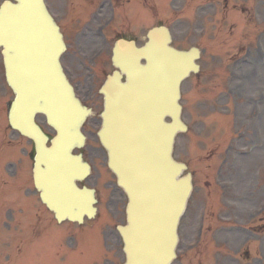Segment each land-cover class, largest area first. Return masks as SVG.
Instances as JSON below:
<instances>
[{
    "label": "water",
    "instance_id": "95a60500",
    "mask_svg": "<svg viewBox=\"0 0 264 264\" xmlns=\"http://www.w3.org/2000/svg\"><path fill=\"white\" fill-rule=\"evenodd\" d=\"M170 42V32L162 26L149 32L140 54L117 44L119 70L101 89L105 108L98 134L108 165L128 196L127 223L119 226L123 264H170L176 258L178 226L192 190L191 177L182 176L185 165L173 158V145L176 134L187 128L181 119L180 86L191 71L199 70L198 50L180 51ZM0 47L15 94L9 120L35 142L34 181L42 201L58 220L81 222L86 214L93 216L95 190L76 183L90 174L91 166L81 153H73L84 144L81 126L90 110L63 70V36L44 0L3 1ZM37 114L54 128L53 137L36 122Z\"/></svg>",
    "mask_w": 264,
    "mask_h": 264
},
{
    "label": "rangeland",
    "instance_id": "374dc122",
    "mask_svg": "<svg viewBox=\"0 0 264 264\" xmlns=\"http://www.w3.org/2000/svg\"><path fill=\"white\" fill-rule=\"evenodd\" d=\"M253 1L254 4L250 1L243 3L242 0H228L227 5L224 2L222 12H213L207 18L201 9L203 0H192V3L191 0H172L170 4L172 10L169 9L170 0H158L160 11L158 18L145 25L151 17L146 12L147 9H144L142 20L145 27L156 23L167 24L173 32L175 42H180L179 45H184L187 40L190 41L186 45L199 43L200 31L205 24L207 29L211 30L209 38L213 41L202 45L206 49L201 60L202 71L198 76L192 77L184 84V117L193 123L191 132L193 131L194 136H203L202 129L208 131L216 129L219 135L223 133L226 136L222 140L226 139L225 141L228 142L222 144L224 148L221 145L211 143L209 146V143H204L206 140H203L202 143L194 137L188 138L190 135L188 133L189 135L185 134L178 141L176 156L191 161L195 168L198 160H196V155L191 149L194 143L204 146L205 155L211 154V163L215 165L223 158H226V162H230V159L234 157L233 153H238L239 150L244 149L246 154L238 157L239 164L242 162L238 169L243 174L239 175L241 178L239 190L248 188L250 191H255L254 195L258 199L255 206H257L264 199V189L256 187L258 183L255 182V180H262L264 176L263 174L259 176L257 170L261 169V165L264 163V18L258 5L259 1ZM154 2V0H149L148 6L152 8ZM242 4L251 9V13L250 11L243 12L240 8ZM254 5L255 8H253ZM186 10L191 14V21L186 16ZM187 33H191V36ZM12 96L11 90L5 83L0 56V175L3 174L7 180L15 178L12 173L15 168L14 162H16L17 169L14 183L16 196L12 194L8 198L10 204L2 203L3 195L0 198V264H88L83 261H88L89 264H105V255L111 259L108 264L120 263L123 259L122 243L116 225L125 221L124 204L126 198L121 190L115 189L114 182H108L114 177L108 172L103 158L96 157V161L93 163L94 171L87 181L94 184L99 177L98 187L103 193L102 196L107 198L106 201L113 203L112 198H108L110 195L121 200L115 206L110 205L112 215H109L108 211L105 210L97 219L101 221L95 222L93 226L79 227L70 224L59 226L52 225L50 222L47 223L51 217L48 215V211L45 213L43 210L39 214L40 222L43 223L41 227L39 224H31L33 233L22 228L20 232L23 235L21 238H16L17 233L15 231L18 227L17 220L20 211L15 214L13 206L17 208L19 205H23V200L26 201L29 197L21 188L23 186L31 187L33 199L30 205L33 208L42 205L32 187V159L29 157V152L33 149V144L29 139L20 136L8 126L7 107ZM41 121L43 124L45 123L44 120ZM217 124H220L223 130ZM45 128L47 131L50 130L46 126ZM192 140L193 142H191ZM199 148L201 146H197V154H200ZM84 151L86 156L90 154L89 157L94 159V155H91L93 152L90 153L88 147L84 148ZM99 153L102 155L101 151ZM11 157L13 159L15 157V161L13 160V163L7 162L6 158ZM10 164L12 168L9 169ZM244 167L251 173L248 187L247 173L244 174L242 171ZM231 168L233 167L228 164V169ZM210 171L211 169L208 170V173ZM203 172L201 170L195 176L197 185L201 184L197 187L207 189L202 184L204 180H209L212 188L213 177ZM7 174L10 175L7 177ZM204 183L206 184V182ZM106 184L109 185V190H107ZM7 189L8 193L10 191L14 193L10 186H7ZM237 196L238 198L240 196V199L245 202L244 191H238ZM253 205V203H248L245 207L249 211H253ZM103 207H105V202L102 203V210ZM27 208L28 210L31 209L30 207ZM26 216L28 221H36L35 213H27ZM255 222L257 225H264V215L262 219ZM41 228L42 232L45 233L44 236L41 239H35V236H39ZM182 228L184 239L189 240L192 236V228L188 227V222L185 220ZM243 239V234L235 237L232 247L241 246ZM205 242L206 238L198 248L191 252L187 251L188 247L182 242L179 246L180 257L173 264H182V262L201 264L200 258H203L204 264L214 261L210 256L211 253L203 257V252L206 251ZM14 243L16 244L14 245ZM249 246L251 247L250 259L248 261L239 259L240 263L264 264V260H259L261 259L258 254L259 245H257V249L253 247L256 244ZM232 247L228 244L225 245L223 260L231 258L230 256L233 259L239 256L235 252L236 250L232 252ZM56 248H58L59 253L57 257L54 255ZM17 252L22 254L18 256ZM37 257L40 260L36 259ZM232 261L223 264H239L238 261L233 263Z\"/></svg>",
    "mask_w": 264,
    "mask_h": 264
},
{
    "label": "flooded vegetation",
    "instance_id": "af4514ba",
    "mask_svg": "<svg viewBox=\"0 0 264 264\" xmlns=\"http://www.w3.org/2000/svg\"><path fill=\"white\" fill-rule=\"evenodd\" d=\"M47 1L61 25L67 43L63 64L72 69L73 82L83 102L99 111L102 108V96L96 78L99 79V74H107L106 70L114 67L111 56L118 38H130L137 45L142 44L139 43L142 29L138 28L137 20L142 18L144 0ZM98 122L97 114L85 125L89 139L95 135L94 129ZM237 176L238 173H232L230 183L225 178L226 183L222 182L215 195L211 190L199 189L189 209L192 234L199 222L201 227L207 222L206 239L216 241L214 254L217 260L223 258L225 245H232L233 239L238 237L236 229L240 227L243 212L237 196ZM244 212L246 216L243 218H247L244 222L250 224L254 215L247 209ZM195 237L199 244L203 238L202 230ZM242 248H236V252L241 256L248 255V251L243 252Z\"/></svg>",
    "mask_w": 264,
    "mask_h": 264
}]
</instances>
